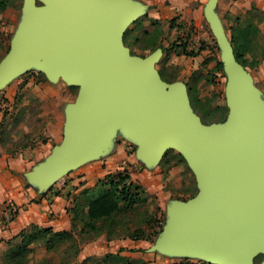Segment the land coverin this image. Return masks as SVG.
I'll return each mask as SVG.
<instances>
[{"label": "water", "instance_id": "obj_1", "mask_svg": "<svg viewBox=\"0 0 264 264\" xmlns=\"http://www.w3.org/2000/svg\"><path fill=\"white\" fill-rule=\"evenodd\" d=\"M42 1L37 6L24 0L16 37L0 63V85L38 63L79 93L68 107L62 143L27 173L29 184L46 192L60 175L106 153L112 126L120 122L149 165L168 148L179 150L200 188L195 197L173 204L154 249L184 250L213 264H264V109L216 14L217 0L205 4L204 15L223 49L230 113L210 124L193 110L186 85L161 77L155 67L160 50L142 58L124 44L144 5Z\"/></svg>", "mask_w": 264, "mask_h": 264}, {"label": "rangeland", "instance_id": "obj_2", "mask_svg": "<svg viewBox=\"0 0 264 264\" xmlns=\"http://www.w3.org/2000/svg\"><path fill=\"white\" fill-rule=\"evenodd\" d=\"M5 1L8 7L0 10V63L11 48L24 13V0ZM208 1L201 3L190 0V4L182 12L169 13L157 19H151L147 12H142L131 21L124 33V44L132 55L144 58L153 52L151 48L156 43L158 47L155 50L161 51L160 58L155 64L157 70L163 71L165 65L178 67L179 77L176 82L186 85L192 108L205 124L223 122L230 113L229 76L224 65L217 66L218 62L224 63L223 49L203 14V6ZM43 4L42 0H36L37 6ZM248 11L233 13L223 7L221 15L224 17L220 22L230 40L233 33L232 26L241 34L242 29H246L249 24L256 27L249 30V41H247L248 49L255 48L256 53L254 55H251V52L247 53V63L238 62L245 76L257 90L260 105L264 109V13L259 9ZM235 16L240 17L238 23L234 21ZM183 45H186L188 51L199 53L196 56L185 55ZM78 93V86L68 84L62 77L52 79L38 63L26 67L2 82L0 156L8 151L18 157H32V153H35L33 150L37 148L60 145L65 137L68 107L76 104ZM66 101L69 102L65 106L63 104ZM3 104H8V107H3ZM53 134L60 136L58 141L52 139ZM43 140H48L50 145L42 143ZM24 143H28L29 146L22 148ZM106 145H108L106 153L91 158L60 175L57 178L59 180L52 184L50 189L61 187L57 189L61 193L64 188L62 183L67 184L71 181L68 176L75 174L86 163L99 159L109 152L113 153L117 162L116 169L100 180L94 194L97 195L102 191V183H108L111 178L117 179L121 172L128 173L130 180L142 191L137 210L124 213L132 217L128 227L129 225L133 228L143 227L148 237L146 238L148 243L142 248L143 255L137 253L136 248L133 251H126L125 254L135 259L142 257L144 260V262L134 261V264L209 263L210 260L206 257L184 250L153 248L162 238L169 224L171 217L169 210L173 204L188 201L200 190L195 173L181 152L175 148H168L159 157L158 162L149 165L141 158L139 142L128 135L120 122L112 126ZM123 155L124 159L127 160L128 156L132 162H128L127 165L122 164ZM104 158L102 166L105 169L107 160ZM82 191H78L74 196L79 197ZM7 203L8 201H0L1 221L2 211ZM147 216L151 217V220L146 223ZM159 224L161 226H158ZM81 226L82 224L79 223V228ZM25 230H31V225ZM75 232V241L79 243L81 252L91 244L93 234L89 231L81 232L80 229ZM19 234L10 238L0 236V264H10V262L12 264H129L121 259L106 260L105 255L110 248L101 243L95 247L94 254L85 258H81L80 253L75 256L74 250L68 248L69 243L58 238L51 249H48L44 238L39 237L37 241L29 243L25 250H19L18 247L23 245Z\"/></svg>", "mask_w": 264, "mask_h": 264}, {"label": "crops", "instance_id": "obj_3", "mask_svg": "<svg viewBox=\"0 0 264 264\" xmlns=\"http://www.w3.org/2000/svg\"><path fill=\"white\" fill-rule=\"evenodd\" d=\"M132 1L144 5V12H147L151 19H157L169 13L182 12L190 4V0ZM197 1L201 3L205 2V0ZM223 7L226 10H231L233 13L240 11L247 12L256 7L264 13V0H217L215 11L219 19L224 17L221 15ZM204 9L205 4L203 6V14ZM68 102L66 101L63 105L66 106ZM51 136L55 141H58L60 137L54 134ZM42 143L50 145L48 140H43ZM54 145L51 147L43 145V148L40 147L33 150L35 153H32V157H18L10 154L8 151L2 153L0 156V201H13L20 209L18 217L13 223L7 225L0 220V236L4 238L16 236L32 224L53 227L54 230L58 231H71L72 216L68 209L73 207L75 201L79 198L74 196L75 193L97 187L100 180L116 169L117 162L114 159L115 156L109 152L99 159L86 163L75 174L73 173V175L68 176L71 181H68L67 184L66 182L62 183L64 188L61 193L58 192L57 187L53 189L49 188V191L46 192H40L36 185L29 184L27 173L46 160L52 153ZM103 158L107 160V168L105 169L102 166ZM121 159L124 165L132 162L128 156L127 160L124 159V155ZM100 243L110 248V251L107 250L106 254L120 253L123 256L134 258L133 256L126 255L125 252L128 250L133 251L136 248L135 251L143 255L142 248L146 246L148 240L146 238L131 239L128 237L108 239L107 235L103 233L93 238L91 244L80 252V257L85 258L90 254H94L95 247ZM98 250L99 248L96 251L98 252Z\"/></svg>", "mask_w": 264, "mask_h": 264}, {"label": "trees", "instance_id": "obj_4", "mask_svg": "<svg viewBox=\"0 0 264 264\" xmlns=\"http://www.w3.org/2000/svg\"><path fill=\"white\" fill-rule=\"evenodd\" d=\"M8 3L5 0H0V10L6 9ZM252 9H257L253 7ZM250 12V11H248ZM240 17L235 16L234 21L239 22ZM253 24H249L246 29H242L243 33L231 27L233 30L231 36V42L234 47V53L236 59L245 64L247 63V53L251 52V55L256 53V49L249 50V30L253 28ZM256 29V27H254ZM150 34V32H148ZM1 44V43H0ZM156 44V43H155ZM153 44L151 51H154L157 45ZM183 53L189 56H196L198 51H188L186 45H183ZM218 67H222L223 63L218 62ZM178 67L174 65H165L163 71H160L161 77L169 82H175L179 77ZM190 89V88H189ZM28 143H24L22 148L28 147ZM102 191L95 195V188L85 189L82 191L79 198L75 201L73 207L68 211L72 216V229L71 231H56L53 227H39L38 225H31V230H22L19 236L22 237L23 245L18 247L19 250H25L26 246L32 241H37L39 237H43L44 241L48 244V249L55 246L56 239H60L63 242L69 243V249L74 250V255L80 253L81 247L77 241H75V231L80 229L81 232H91L93 238L99 234L105 233L108 239L128 237L131 239H143L148 238L146 231L143 227L133 228L128 224L132 220L131 215L124 213L136 211L137 205L141 200V189L130 180L129 174L121 172L117 179L111 178L108 183L101 184ZM151 217H146V223L150 222ZM124 221V222H121ZM159 222V221H158ZM79 223L82 224L79 228ZM123 223V225H122ZM123 226V227H122ZM158 226H161L160 224ZM125 228L124 230H122ZM69 252V251H67ZM106 260L109 259H121L126 263L134 264V261L144 262L142 258H130L123 256L120 253H108L105 255ZM263 258L260 255L256 262H260ZM12 264V262H10ZM213 264V263H203Z\"/></svg>", "mask_w": 264, "mask_h": 264}, {"label": "built area", "instance_id": "obj_5", "mask_svg": "<svg viewBox=\"0 0 264 264\" xmlns=\"http://www.w3.org/2000/svg\"><path fill=\"white\" fill-rule=\"evenodd\" d=\"M6 106L8 107V104H3V107ZM57 188L60 189L58 186ZM19 211V206L15 202L9 201L3 210L2 221L7 225L13 223L18 217Z\"/></svg>", "mask_w": 264, "mask_h": 264}]
</instances>
